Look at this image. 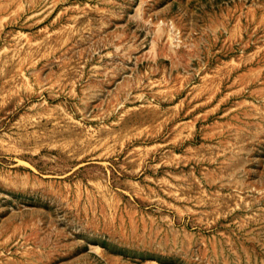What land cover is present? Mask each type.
Wrapping results in <instances>:
<instances>
[{"label": "rangeland", "instance_id": "374dc122", "mask_svg": "<svg viewBox=\"0 0 264 264\" xmlns=\"http://www.w3.org/2000/svg\"><path fill=\"white\" fill-rule=\"evenodd\" d=\"M0 264H264V0H0Z\"/></svg>", "mask_w": 264, "mask_h": 264}]
</instances>
